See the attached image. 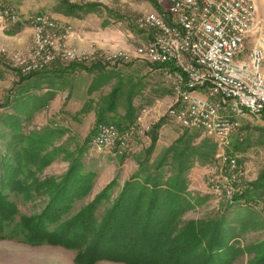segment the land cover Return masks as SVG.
<instances>
[{"label":"rangeland","instance_id":"obj_1","mask_svg":"<svg viewBox=\"0 0 264 264\" xmlns=\"http://www.w3.org/2000/svg\"><path fill=\"white\" fill-rule=\"evenodd\" d=\"M255 2L257 16L262 19V30L259 36L264 40V0H255ZM152 5L154 4L151 0H0V13L5 9H12L18 16L24 18L45 12L56 21L70 25L72 32L73 28L74 30L80 29L82 22H88L103 41L111 40L119 46L133 49L144 42L147 36L145 31L137 28L136 19L141 12L150 9ZM2 17H0L1 36H9L14 44L12 48L0 44V157L1 154L3 157L13 156L17 150L19 151L20 146H23L20 140L21 135L28 146L38 139L39 134L49 133L48 130H56L58 133L52 135L48 142L39 145V157L46 154L49 160L41 166V170L35 171V176L39 180L47 178L57 182L65 173L71 157L77 159L83 172H91L92 176L88 181L90 188L80 195H73L71 208L61 215L62 220L93 201L104 186L112 181L113 184L107 196L95 205L94 214L99 218L116 200L125 182L138 170L139 164L146 167V171H151L153 165L163 156L165 149L183 133L185 128L167 115L164 116L174 96L170 83L156 64L145 60L120 64L113 70L101 63L57 61L41 72L35 73L43 76L42 79H37L38 77L30 79L35 74L21 73L12 64L9 56L16 50H22L29 45L31 31L27 25L18 23L21 26L20 31L16 34H7L6 29L18 24ZM55 67L73 69L68 73L61 70L58 78H47V70ZM57 82L61 87L67 86L69 94L77 92L76 99L81 100L82 105L90 99L98 100V96L107 95L115 85L120 84L116 99L118 106L110 113L114 121L121 119L119 117L126 110L127 94L129 90L132 91L136 119L127 125L120 123L123 127H127L136 122L138 133L132 136L123 154L98 149L91 143L95 115L93 111L79 114L78 111L82 107L79 100L71 103L67 99L65 106L54 111L49 105V98H47L49 94L44 89L46 86L54 87ZM104 82L106 84L102 85ZM96 84L97 89L94 90L93 87ZM75 87L79 89L76 90ZM161 116H164V122L156 130L153 124ZM139 118H141V123L138 121ZM11 123L15 125L11 126ZM142 124L144 126L148 124L149 129H145ZM154 132H157V141L151 153L147 155L145 149L152 142ZM187 133L195 135L192 140L194 145L206 137L211 138V133L200 136L193 131ZM230 140L228 151L237 158L239 168L235 183L241 184L244 189L248 187V184L251 186L254 180L262 174L264 168V118L262 115L245 114L240 117ZM36 153L31 157L35 158ZM218 154L219 150L216 145L215 154L211 160L208 162L195 161L185 171L187 183L185 193L195 204L185 208L182 215L183 220L217 216L226 210L222 201L216 198L204 184L207 174L220 172ZM29 163L30 169H34L33 163L37 164V160L30 158ZM170 168L171 165H165L164 174H170ZM236 191L235 185L233 194ZM3 192L8 194L9 200L17 207L14 222L19 221L20 215L39 214L49 200V196L34 190L29 199L28 197L24 199L22 195L9 189ZM254 208L264 217V189L260 201L254 205ZM237 210L238 208L234 207L228 208L227 220L243 215ZM258 239H264V228L248 229L242 234L240 244ZM75 252L74 248L58 244L33 245L18 238H0V264H77ZM148 258L158 263L164 260L160 255ZM246 258L247 255L240 256L235 262L236 264L244 263ZM94 264L127 263L124 260L104 258Z\"/></svg>","mask_w":264,"mask_h":264},{"label":"trees","instance_id":"obj_2","mask_svg":"<svg viewBox=\"0 0 264 264\" xmlns=\"http://www.w3.org/2000/svg\"><path fill=\"white\" fill-rule=\"evenodd\" d=\"M20 27V24L10 27L6 33L16 34ZM157 66L160 69V65ZM109 68L113 70L115 67ZM93 88L97 89V84ZM93 88L90 90L93 91ZM119 88L120 84H117L107 95L98 96V100H88L78 111L79 114L93 111L95 124L110 122L118 130H124L128 126L123 127L121 123L127 125L136 119V107L132 91L129 90L126 110L119 117L121 119L114 121L110 113L118 106L116 99ZM261 115L264 118V110ZM163 122L164 116H161L153 124L154 129L160 128ZM14 125L11 123V126ZM183 130L174 143L165 149L151 171H146V167L138 162V170L125 182L116 200L102 216H95V205L107 196L112 181L93 201L63 220L61 215L71 208L73 195H80L90 188L88 181L92 174L83 172L81 164L71 157L65 173L57 182L47 178L37 179L35 171L41 170V166L49 160L46 154L39 157V145L48 142L58 132L48 130L49 133H41L28 146L21 135L23 146L19 151L13 156L3 157L1 154L0 157V238H18L33 245L46 243L74 248L77 264H94L104 258L124 260L127 264H236L235 261L243 255H247L246 261L239 264H264V239L240 244L242 234L248 229L264 228V217L254 208L264 189V168L251 186L248 184L247 188L242 189L241 184L234 183L237 191L231 200L213 194L226 207L221 214L183 220L185 208L195 204L185 193V171L195 161L211 160L216 150L210 137L194 145L192 140L195 135L187 132H197L198 136L200 133L188 128ZM156 141L157 132H154L152 142L145 149L147 155ZM35 152L36 157L32 158ZM30 158L37 160V164L33 163L34 169L29 167ZM165 165H171L170 174H164ZM5 189L22 195L24 199H29L32 190L39 191L49 196V200L39 214L20 215L19 221L14 222L17 207L3 192ZM230 207L238 208L237 211L243 215L227 220L226 211ZM157 255L164 259L162 263L148 258Z\"/></svg>","mask_w":264,"mask_h":264},{"label":"built area","instance_id":"obj_3","mask_svg":"<svg viewBox=\"0 0 264 264\" xmlns=\"http://www.w3.org/2000/svg\"><path fill=\"white\" fill-rule=\"evenodd\" d=\"M154 5L136 19L147 38L133 49H74L70 25L45 12L27 17L1 11L8 21L23 22L31 40L9 58L24 74L61 62L101 63L108 67L134 60L160 65L174 94L164 114L183 128L211 133L218 147L220 172L204 184L215 196L231 200L239 173L228 151L230 136L245 114L264 110V40L255 0H151ZM160 118V117H159ZM141 123V118L138 119ZM143 125V124H142ZM149 129V125H143ZM138 126L120 131L110 122L94 125L91 143L98 149L125 152Z\"/></svg>","mask_w":264,"mask_h":264},{"label":"crops","instance_id":"obj_4","mask_svg":"<svg viewBox=\"0 0 264 264\" xmlns=\"http://www.w3.org/2000/svg\"><path fill=\"white\" fill-rule=\"evenodd\" d=\"M152 7V6H151ZM64 23V22H63ZM80 29H76L74 30L73 28V32L71 33V35L68 38V44L74 48V49H90V48H98V49H108V48H113V47H120V48H124V46H119L118 44H115L114 42L110 41H103L102 39H100L97 35V33L94 31V28L91 27V24H88V22H82L81 26H79ZM1 29H0V44H4L7 45L8 47L13 46L14 42H12V39L9 36H1ZM9 37V38H8ZM147 38V36H146ZM146 40V39H145ZM16 45V44H15ZM19 46H23V45H19ZM25 47V45H24ZM127 49V48H125ZM56 69V70H54ZM73 69V68H71ZM70 68H61V67H55V68H51V70H47V78L51 77H57L58 75H60L61 70L66 71L67 73L69 72V70H71ZM34 77H38L37 79H42L43 76H40L39 74H35L32 75L30 77V79H33ZM76 90H78V87H75ZM45 91L48 92V96L47 98L49 101V105H51V107H53L54 111H58L62 106H65V101L67 99L70 100L71 103H74L75 100H79L76 99L77 96V92H72V94H69L70 91L68 90L67 86L65 87H61L59 84H54V87H47L44 89ZM81 90V88H80ZM88 97V96H87ZM80 101V106L81 104V100Z\"/></svg>","mask_w":264,"mask_h":264}]
</instances>
